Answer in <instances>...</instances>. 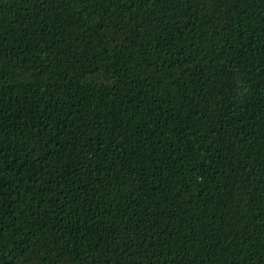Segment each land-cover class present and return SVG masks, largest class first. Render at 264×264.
Instances as JSON below:
<instances>
[{"label": "trees", "instance_id": "1", "mask_svg": "<svg viewBox=\"0 0 264 264\" xmlns=\"http://www.w3.org/2000/svg\"><path fill=\"white\" fill-rule=\"evenodd\" d=\"M0 264H264V0H0Z\"/></svg>", "mask_w": 264, "mask_h": 264}]
</instances>
